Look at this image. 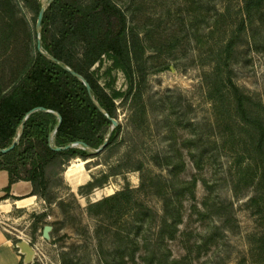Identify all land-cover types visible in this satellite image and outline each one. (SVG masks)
Instances as JSON below:
<instances>
[{
  "label": "rangeland",
  "instance_id": "obj_1",
  "mask_svg": "<svg viewBox=\"0 0 264 264\" xmlns=\"http://www.w3.org/2000/svg\"><path fill=\"white\" fill-rule=\"evenodd\" d=\"M49 1L41 0L43 5ZM115 1L139 30L146 49L145 111L132 120L138 135L127 124L130 102L116 99L122 132L128 128L136 140L141 138L144 169L111 177L88 196L72 188L63 173L64 182L51 192L50 204L37 197V205L16 209L0 225L12 244L21 238L31 242L37 251L34 264H120L121 259L124 264H264L262 165L249 155L250 138L238 128L228 97L217 102L209 96L216 80L213 66L243 27L229 61L232 76L251 97L252 107L264 112V8L250 20L242 9L244 0ZM20 8L19 16L37 32V19ZM27 42L21 26L11 43L0 40L4 85L22 65ZM7 44L12 46L8 52ZM111 64L105 56L94 65L99 82L110 93L127 91L123 71L112 68L109 73ZM168 157L183 167L170 172ZM75 161L81 159L70 163ZM102 170L103 164L89 174ZM193 179V194L187 190L174 202L181 214L175 236L168 237L169 228L162 235L160 194L178 192L182 181ZM127 185L135 188L134 205L89 212L90 201ZM47 224L53 226L50 241L43 237ZM3 257L1 263L21 262L20 257L14 262Z\"/></svg>",
  "mask_w": 264,
  "mask_h": 264
},
{
  "label": "trees",
  "instance_id": "obj_2",
  "mask_svg": "<svg viewBox=\"0 0 264 264\" xmlns=\"http://www.w3.org/2000/svg\"><path fill=\"white\" fill-rule=\"evenodd\" d=\"M20 4L36 19L43 6L41 0H0V40L11 43L16 27L21 26L28 41L22 65L16 69L15 75L5 85L3 78L0 79V148L12 144L28 114L17 145L5 154L0 153V171H7L9 175V183L0 199L15 198L10 194L11 185L25 180L31 183L30 195L50 204L53 200L51 192L63 184V173L77 158L85 161L87 170L102 164L106 166V170L98 174L90 172L91 179L79 186L78 191L84 196L104 186L111 177L142 171L145 161L141 156V138L138 136L139 140H136L128 128L124 134L121 122L112 129L105 149L99 154L81 145L66 150L55 149L77 141L99 148L112 126L104 112L118 120L117 98L124 104L130 102L131 114L127 124L138 135L139 128L132 126V120L145 111L146 49L127 12L115 0H53L44 12L40 50L36 30L29 28L24 15L19 16ZM263 8L264 0H244L242 9L246 18L252 20ZM239 29L226 44L224 55H221L223 60L213 66L212 74L216 80L210 87L209 96L217 102H222L225 97L230 100L238 128L246 131L250 138L249 155L262 165L260 182L264 187V112L262 108L252 107L251 97L235 82L229 63L244 28ZM10 49L12 46L7 44V52ZM105 56L112 62L109 73L112 68L123 71L128 81L127 91L110 93L99 82L93 67L101 64ZM58 61L82 75L90 84L91 92L81 79ZM36 107L51 112L39 109L31 112ZM58 115L61 123L49 141L59 123ZM195 163L199 166L200 160L195 159ZM166 165L172 167L170 172L178 165L183 167V163H176L170 157ZM195 184V179L182 181L178 192L160 194L164 203L162 235L165 228H169L168 237L175 236L181 214L174 202H179V196L185 195L187 190L193 194ZM135 203V188L127 185L100 200L90 201L88 210L114 212L128 209ZM124 263L121 259L120 264Z\"/></svg>",
  "mask_w": 264,
  "mask_h": 264
},
{
  "label": "water",
  "instance_id": "obj_3",
  "mask_svg": "<svg viewBox=\"0 0 264 264\" xmlns=\"http://www.w3.org/2000/svg\"><path fill=\"white\" fill-rule=\"evenodd\" d=\"M51 1H53V0H50L49 3ZM46 8H47V5H43L41 7L40 12L38 14V18H37V23H36V29H37V35H38V37H37V47L40 50H41L40 31H41L42 20H43V16H44V12H45ZM44 54H46V53H44ZM46 55L49 58H51L53 60H56L54 57H52V56H50L48 54H46ZM58 63L62 67H64L66 70H68L69 72H71L73 75H75L79 79H81L84 82V84L86 85L88 91L91 92V86H90V84L87 82V80L82 75L76 73L74 70H72L70 67H68L64 63L59 62V61H58ZM38 109L39 110H44V111H50L51 112V110H47L44 107H36L31 112H33L35 110H38ZM104 114L111 120L112 126H111V130L108 133L106 139L104 140L103 144L99 148L94 149V148L89 147L86 143H84L82 141H77V142L69 143V144H67L65 146L55 147V149L56 150H66V149L71 148L73 146L81 145L84 148L90 149V151L93 152L94 154H99L100 152H102L105 149V147H106V145L108 143V140H109V137L111 135L112 129L115 128L116 126H118V124H119V121L116 118H113V117L109 116L105 112H104ZM27 117H28V114L24 117L21 130L18 133V135L15 138V140L12 142V144L10 146L6 147V148H0V153L1 154H5V153L11 151L17 145V143L19 141V138H20V136L22 134L23 126H24V123H25V120L27 119ZM58 117H59V123L56 125L55 129L50 134L49 141L52 140L53 134L56 132L57 128L59 127V125L61 123V116L58 115ZM52 229H53V226L52 225H49V224L45 225L44 228H43V237L46 240H48V241L51 240V234H50V232H51ZM12 247L21 256V262H20V264H34L35 263V257H36L37 251H36V248L31 244V242L29 240H26V239H22L21 238L20 240L16 241L14 244H12Z\"/></svg>",
  "mask_w": 264,
  "mask_h": 264
},
{
  "label": "crops",
  "instance_id": "obj_4",
  "mask_svg": "<svg viewBox=\"0 0 264 264\" xmlns=\"http://www.w3.org/2000/svg\"><path fill=\"white\" fill-rule=\"evenodd\" d=\"M90 176V175H89ZM91 179V176L90 178ZM9 183L7 171H0V196L4 194V189ZM32 186L29 181L19 180L11 185L10 194L15 198L0 199V221L2 217L10 216L16 209H24L29 206L37 205V196L30 195ZM20 201H28L27 204L20 205ZM6 229L0 225V257L9 255L15 261V257L21 256L14 251L11 239L7 236ZM18 255V256H17ZM0 264H9L1 263ZM14 264V263H13Z\"/></svg>",
  "mask_w": 264,
  "mask_h": 264
},
{
  "label": "bare ground",
  "instance_id": "obj_5",
  "mask_svg": "<svg viewBox=\"0 0 264 264\" xmlns=\"http://www.w3.org/2000/svg\"><path fill=\"white\" fill-rule=\"evenodd\" d=\"M74 160L78 161L79 158L74 159ZM89 175H90L89 170L86 169L85 161L83 160L79 162L75 161V162L70 163L64 172V177L69 182L72 188H77L87 183L90 180ZM27 202L28 201H20L19 204L23 205V204H27Z\"/></svg>",
  "mask_w": 264,
  "mask_h": 264
}]
</instances>
